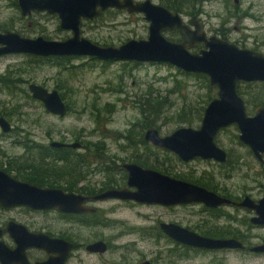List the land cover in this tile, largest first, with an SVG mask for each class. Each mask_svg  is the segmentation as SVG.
<instances>
[{
    "label": "rangeland",
    "instance_id": "374dc122",
    "mask_svg": "<svg viewBox=\"0 0 264 264\" xmlns=\"http://www.w3.org/2000/svg\"><path fill=\"white\" fill-rule=\"evenodd\" d=\"M153 1L163 4L161 0ZM16 2L0 0V30L10 29L27 37L43 36L51 40H65L72 36L71 31L60 28L57 16L39 12L24 17ZM195 6V10H192L196 14L190 11L181 13L186 22L196 16L204 24L208 35H217L240 47L264 53V0H239L238 5L235 0H203ZM148 27L149 22L143 14L110 9L101 18L84 21L82 32L86 38L99 44L119 46L132 38H147ZM163 34L168 39L180 37L176 32L163 30ZM34 57L10 54L0 58V76L6 74L12 79L23 80L13 92L0 83V116L13 127L9 133L0 128V162H5V166L8 161L17 163L26 159V144L50 146L54 141H81L86 149L76 151L89 158L91 166H121L124 162L148 159L156 164H171L165 167L170 169L172 176L177 174L192 179L204 171L218 174L215 167L219 166L217 162L194 159L184 163L174 153L142 142L147 128L139 106L140 100L153 101L157 97L164 100L161 113L153 116L156 120L153 126L163 135L181 126H200L201 120L187 125L189 117L178 116L182 109L208 105V88L197 74L186 73L167 63L103 61L79 56L72 57L64 65L53 58L42 60ZM30 83H38L49 89L58 87L70 105V112L60 117L46 111L39 101L21 91H29ZM239 89L245 93L242 96L247 102L257 94L264 96L261 83H240ZM215 94L217 96V91ZM145 107L150 111V105ZM15 108H18L17 114L12 112ZM253 108L248 109L250 114ZM3 112L10 115H2ZM238 133L233 125L217 137L219 145L232 152L235 166H243L232 177L220 178V181L235 194L241 195L247 190L257 197L259 190L263 192L260 184H264V168L240 144ZM95 143H103L106 151L97 152L93 145ZM174 156L179 161L174 160ZM102 178L105 175L92 176L96 180ZM92 205L100 208V223L92 227L63 222L54 213L36 214L23 210L18 217L19 221L32 229L69 232L76 241L84 243L96 239L109 243V250L103 256L84 249L77 250L71 264H140L145 259L154 264H221L225 258L228 264H264V254L241 250L187 252L157 234L160 222H177L197 230V225H202L203 215L198 213L196 206L164 207L120 200H105ZM229 212L241 220L235 225L251 236L250 244L264 241V227L252 228L248 221L245 224L249 213L234 209H229Z\"/></svg>",
    "mask_w": 264,
    "mask_h": 264
},
{
    "label": "water",
    "instance_id": "95a60500",
    "mask_svg": "<svg viewBox=\"0 0 264 264\" xmlns=\"http://www.w3.org/2000/svg\"><path fill=\"white\" fill-rule=\"evenodd\" d=\"M239 0H235L238 3ZM22 14L26 17L33 12H46L60 20V27L72 32L65 40H51L43 36L35 38L15 31L0 32V57L10 54H29L39 57H79L87 56L106 61H135L138 63H167L185 72L204 74L210 86L217 89V96L206 106L198 128L182 126L163 135L155 127L145 132V140L154 147L175 153L182 161L196 158L226 163L227 152L216 142L218 133L236 125L239 140L250 147L261 160L264 155V106L257 107L253 115H248L245 99L239 94L238 86L243 82H264V53L243 48L217 35L208 36L204 24L193 17L185 23L178 12L153 0H17ZM109 9L141 13L149 22L147 38L129 39L119 46L102 45L83 35L82 22L97 18ZM165 29H177L183 34L180 42L172 41L163 34ZM204 47L193 52L197 45ZM32 96L43 102L45 109L58 116H66L67 104L57 89L49 90L38 83H30ZM0 127L4 132L12 126L0 116ZM53 147L65 144L53 142ZM80 147V143L71 144ZM129 173L128 186L107 190L92 198L67 193L62 189L43 188L29 182L12 178L0 170V204L4 206L23 205L33 209H59L63 212L83 213L95 209L85 204L88 200L115 198L135 200L147 204L175 206L195 202L209 206L233 203L229 199L197 184L144 168L134 162L122 164ZM257 212L252 221L264 225V198L256 204L251 199L240 203ZM161 230L179 243L206 249L244 248L235 238L215 239L205 237L177 223L162 222ZM8 231L17 243L11 249L0 241V261L2 264H56L52 256L43 262L32 263L27 251L38 248L51 255L58 253L60 264H64L73 244L63 239L53 238L45 233L32 232L25 225L9 223ZM91 252L104 253L107 244L98 241L88 245ZM255 252H264V244L254 246ZM141 264H153L149 260Z\"/></svg>",
    "mask_w": 264,
    "mask_h": 264
},
{
    "label": "flooded vegetation",
    "instance_id": "af4514ba",
    "mask_svg": "<svg viewBox=\"0 0 264 264\" xmlns=\"http://www.w3.org/2000/svg\"><path fill=\"white\" fill-rule=\"evenodd\" d=\"M235 4L238 5L239 1H238V3L235 2ZM17 5H18V3H17ZM170 10L173 12H178V11H174L172 9H170ZM236 10L239 11V9H236ZM35 13H39V12H33L31 15H33ZM42 13H46V12H42ZM178 13L183 18L182 14H181L182 12H178ZM139 14H141V13H139ZM31 15H29V16H31ZM29 16H26V17H29ZM194 17H196V16H194ZM95 19H97V18H95ZM92 20H94V19H92ZM183 20L185 21L184 18H183ZM190 20L188 22L185 21V23H187L192 28H194V26H192L190 24ZM84 21H90V20H84ZM83 22H82V24H83ZM148 29H149V27H148ZM7 30H10V29L0 30V32H4ZM10 31H14V30H10ZM165 31L176 32V33L180 34V37L178 39H170L169 38L170 40L177 41V42H180L183 40V34L180 30L165 29L164 32ZM15 32H17V31H15ZM203 47H204L203 44H199L192 50L193 51H199ZM26 55H29V54H26ZM4 56H6V55L1 56L0 58H2ZM31 56H33V55H31ZM36 57H39V56H36ZM47 58H49V57H47ZM103 61H106V60H103ZM135 63H138V62H135ZM243 83H249V82H243ZM253 83H264V82H253ZM28 89H29V85H28ZM53 89H57V88H53ZM53 89H49V90H53ZM57 90L59 91L61 97L63 98L61 91L59 89H57ZM216 91H217V89H216ZM238 92H239V86H238ZM34 99L39 101L44 106L42 101H40L36 98H34ZM63 100L67 104V109H68L67 114H68L70 112V105L68 104V102H66V100L64 98H63ZM245 102H246L248 115H253L255 113V109L257 107L264 106V104L255 105L251 101L247 102L246 99H245ZM251 107H254V108H253V112L250 114L248 109H250ZM44 108H45V106H44ZM203 112H204V110L202 111V117H203ZM51 114H53V113H51ZM53 115H55V114H53ZM56 116H58V115H56ZM60 117H62V116H60ZM231 126H233V125H231ZM149 127H151V126H149ZM229 127H227V128H229ZM227 128H225V129H227ZM12 129H13V127L11 128L10 131L5 132V133L11 132ZM225 129L221 130L218 133V135L222 131H224ZM218 135H217V137H218ZM238 135H239V133H238ZM144 136H145V134H144ZM217 137H216V142L219 145V143L217 141ZM238 140H239V138H238ZM54 142H56V141H54ZM57 142H61L65 145L62 147H53L51 145L53 143L52 142V143H50V147L58 148V149L62 148V149H65L69 152L71 150L76 151L80 148H82V149L85 148V144L82 143L81 141L75 142V143H80L81 146L78 148H74L71 146V144H75V143H70L68 141L67 142L66 141H57ZM239 142L242 146H245L247 148L249 154L252 156L254 161H256L257 164H259L261 167L264 168V155H263L262 160H261L258 156H256L252 152V150L250 149V147L248 145L243 144L240 140H239ZM219 146H221V145H219ZM224 149L226 150L227 156H228V160L226 163H220L218 161L212 160L215 163L217 162L219 165V166H215L216 168H218L217 169L218 174H213V173H210L208 171H204L200 175L191 177L193 179L192 181L188 180V178L185 179L184 177H183L184 178L183 179L182 177H180V175H179V177H176V178H179V179L197 184V185L202 186L204 188H207L208 190L218 194L220 197L225 198V199H229L233 203H229V204L226 203V204H221L218 206H209V205H207L205 203H201V202H195V203H191V204L175 205V206H183V207L196 206L199 208L198 213L202 214L203 216H201L202 225L198 224L197 227H199V228L197 230L183 226L177 222H173V223H177V224H179L185 228H188L191 231H194L195 233L202 235V236H205V237H210V238H215V239L235 238V239H237L243 243L244 248L206 249V248H200V247H193V246L186 245V244L179 243V242L175 241L174 239L169 237L167 234H165L161 230V227H160V230L163 232L164 235L168 236L171 240L178 243V247H180V249H183V250L185 249V247H187L186 249H189L190 251H194V252H199V251L220 252V251L241 250V251H248V252L253 253V254H264V252H255L252 250V248L254 246L264 244V241H262L261 243H258V244H250V237L251 236L247 233V231H244L243 229H240L238 226L235 225V223H238L241 220L238 218V216L233 215L231 212H229V209H234L236 211L249 213L250 216L248 219L246 218V220L244 221L245 224L248 221L251 223V224L250 223L249 224L252 228L264 227V225H258L252 221L253 217L257 216V212L254 209H250L247 206L240 205V203L244 202L248 198L251 199L252 201H254L256 204H258L259 201L264 198V184H260L263 186V190H262L263 192L261 193V190H259V192L257 194L258 196L253 197V193H251V191L246 190L241 195H238V194H235L232 190H230L226 185L221 183L220 178H230V177H232V175L236 174V172H238V171H241V169L243 168V166H235L236 161L232 158L233 157L232 152L230 151V149H226V148H224ZM164 151H168V150H164ZM169 152H171V151H169ZM230 157H231L232 163H229ZM196 159H202V158H196ZM203 160H206V159H203ZM209 160H211V159H209ZM134 163H136V162H134ZM184 163H188V162H184ZM67 167L70 168V169H68V174L66 175V174L59 173L58 175L53 176V178H55V179L50 178L52 180V184H50V185L49 184H45V185L41 184V183H43L41 178H43V177L48 178L44 173V172H46L45 166H42V168L40 166H0V170L5 171L12 178L19 180V181L29 182L31 184H34V185H37V186L43 187V188L62 189L67 193H73L76 195H81V196L89 197V198L97 196V195H99V194H101L107 190L119 189V188H124V187L128 186L129 173L126 170V168L122 165L121 166H67ZM142 167L154 169V170H157L161 173L167 174L161 170V166H142ZM93 175H95V176L105 175V178H102V180H96V179H92ZM167 175H170V174H167ZM170 176H172V175H170ZM117 177H120V178H117ZM173 177H175V176H173ZM196 181H198V182H196ZM262 186H259V187L262 188ZM105 200H120V199L107 198V199H103V200H88L85 202V204L89 207L94 208L95 210L91 211V212H83V213L63 212L59 209L38 210V209H33V208H30L27 206H23V205L4 206V205L0 204V241H3L11 249H16L17 243L15 242L14 238L11 237L10 232L7 229L9 223H15V224H20V225H25L32 232L45 233V234H47L53 238L63 239L67 242L72 243L73 247H72L68 257L65 259L64 264H71V261L73 260L75 252L77 250L80 251V250L84 249L89 253L97 254L99 256H103L109 250V246H110L109 243L107 241H105L104 239H96L90 243L79 242V241H76L75 236L69 232L55 233L52 230L42 231L41 229H32L28 225L19 221L18 216H21L23 210H27L29 212H33L36 214L54 213V214H56V218L59 220H62L63 222L71 223L73 225H78L80 227H87V226L92 227V226H95L98 223H100L98 221V212L100 211V208L97 206H93L92 204L96 203V202H100V201H105ZM120 201H124V202L129 201V202H134V203H139V204H147V203L137 202L135 200H120ZM155 205H159V204H155ZM160 206H164V205H160ZM164 207H173V206H164ZM14 211H16V212H14ZM11 212L14 213L15 215H13ZM161 223L162 222H160V224ZM98 241H104L107 244V251L106 252L101 254L99 252H91L88 250V248H87L88 245L95 243V242H98ZM27 255H28L29 260L32 263L46 261L52 256L53 262H55L56 264H60L59 259H57L59 257L58 253H53L51 255L50 253H48L45 250L38 249V248H32V249H29L27 251ZM145 260H148V259H145ZM145 260H143V261H145ZM227 261L228 260L225 258L221 262V264H228ZM142 262H140V264ZM0 264H2L1 261H0Z\"/></svg>",
    "mask_w": 264,
    "mask_h": 264
},
{
    "label": "trees",
    "instance_id": "16d2710c",
    "mask_svg": "<svg viewBox=\"0 0 264 264\" xmlns=\"http://www.w3.org/2000/svg\"><path fill=\"white\" fill-rule=\"evenodd\" d=\"M161 2L165 6H167L168 8H170L174 11H178V12L190 11L191 14H196V13H194L195 11H193L196 8L195 5L201 4L203 2V0H161ZM104 13H102L99 17H97V19L101 18ZM223 36L225 38H227L225 33H223ZM34 58H37V57H34ZM41 58H42V60L53 58V59L59 60L60 61L59 63H63L64 65H67V62L72 57H49V58L40 57L38 59H41ZM9 71L10 70H8L7 73ZM197 76L201 77L205 81V86L208 88V94H207L208 98L206 99V101H207L206 105H207L216 96V94H215L216 89H214L210 86L209 79L206 75L197 74ZM21 81H23V80L22 79H12L11 76L8 77L6 74H3L0 76V83L2 85H4V88L8 89L11 92H13L14 89H18L19 83ZM261 85L264 86V83H261ZM21 91L23 93H25V95H27L29 98H33L30 91H28L26 89H22ZM239 94L243 95L245 93L242 92L241 89H239ZM62 96L65 99V96L64 95H62ZM146 99H149V97ZM163 101L164 100L162 98H158V97L156 99L153 98V101L152 100H148V101L140 100L139 101V106L141 107L142 113L144 115V123L146 126L145 129L148 128L149 126L155 125L156 120L154 119L153 116L154 115L158 116L161 113V110L164 106ZM251 101L254 102L255 105L264 104V96L257 94L256 96H254V99ZM146 105H147V107L150 105V111H148V109H146V107H145ZM204 108H205V106L200 107V108H193L191 110L182 109V111H180L178 116H180L181 118L182 117H185V118L189 117L186 120L187 125H193L196 120L202 119V111L204 110ZM12 112L17 114L18 108H15ZM2 115H10V114H6V112H3ZM142 142L144 144H148L147 141H145L144 137L142 138ZM93 145H94L97 152L104 153L106 151L105 145L103 143L102 144L101 143H95ZM25 148L28 152L26 159L17 161V163L15 161L12 163H11V161H8L7 166H40L41 168H42V166H45L46 172H44V173L48 178H44V177L41 178L42 182H43V183H41L42 185L52 184V180L50 178L55 179V178H53V176L58 175L59 173L67 175L68 169H70L67 166H91V164H92L90 159L87 158L84 154L78 153V152L73 151V150H71L69 152V151L62 149V148L61 149L53 148V147L44 146V145H41L38 143L26 144ZM136 160H137L136 162L141 164L142 166H161V170L163 172L171 175L170 169L165 167V166H172L171 164H166L165 162H161V163L156 164L155 162L150 161L148 159H143V160L136 159ZM174 160L179 161V159L176 156H174ZM229 163H232L231 157H230ZM0 166H5V162H0ZM101 166H103V165H101ZM104 166H106V165H104ZM175 177H179V175L175 174ZM188 180L192 181L193 179L188 178ZM196 182H198V181H196ZM157 234L159 236L166 237L171 242H173L176 246H178V243L174 242L168 236L164 235L161 230H157ZM186 248L187 247H185L184 250L187 252H190V250L186 249ZM171 252H172L171 254L175 256V254L173 253V250H171Z\"/></svg>",
    "mask_w": 264,
    "mask_h": 264
},
{
    "label": "bare ground",
    "instance_id": "6f19581e",
    "mask_svg": "<svg viewBox=\"0 0 264 264\" xmlns=\"http://www.w3.org/2000/svg\"><path fill=\"white\" fill-rule=\"evenodd\" d=\"M204 29H205V26H204ZM207 33V32H206ZM208 35V34H207ZM165 36V35H164ZM208 36H211V35H208ZM54 57H63V56H54ZM188 73V72H187ZM204 75V74H203Z\"/></svg>",
    "mask_w": 264,
    "mask_h": 264
}]
</instances>
